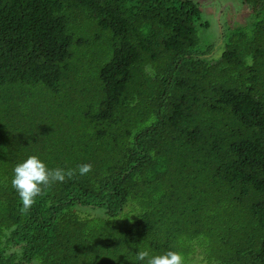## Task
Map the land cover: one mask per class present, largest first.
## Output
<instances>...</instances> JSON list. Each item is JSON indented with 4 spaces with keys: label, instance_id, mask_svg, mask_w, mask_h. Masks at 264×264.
<instances>
[{
    "label": "trees",
    "instance_id": "obj_1",
    "mask_svg": "<svg viewBox=\"0 0 264 264\" xmlns=\"http://www.w3.org/2000/svg\"><path fill=\"white\" fill-rule=\"evenodd\" d=\"M241 2L211 63L193 0H0V264H264V0ZM29 155L92 171L22 213Z\"/></svg>",
    "mask_w": 264,
    "mask_h": 264
},
{
    "label": "rangeland",
    "instance_id": "obj_2",
    "mask_svg": "<svg viewBox=\"0 0 264 264\" xmlns=\"http://www.w3.org/2000/svg\"><path fill=\"white\" fill-rule=\"evenodd\" d=\"M198 4L201 12L202 22L207 24L206 27H197L196 34L198 44L196 50L204 52L208 61L216 63L219 61L221 53L224 49L225 38L228 35V29L232 27H244L249 29L253 17L251 11L242 4L241 0H193ZM259 44L264 48V25L260 26L257 34ZM76 213L84 219H95L103 217V211L93 208H75ZM133 212L131 207L126 208L124 214L114 219V221L122 224H130L133 222ZM187 264H207L201 261V258L194 256L187 261Z\"/></svg>",
    "mask_w": 264,
    "mask_h": 264
},
{
    "label": "clouds",
    "instance_id": "obj_3",
    "mask_svg": "<svg viewBox=\"0 0 264 264\" xmlns=\"http://www.w3.org/2000/svg\"><path fill=\"white\" fill-rule=\"evenodd\" d=\"M91 171L90 163L79 164L76 168L50 169L37 155H29L23 162L15 165L10 182L21 201V212L27 213L45 189L77 176H85ZM136 260L140 264H185L182 254L171 250L156 255L148 250H141L136 254ZM34 264H41V262L35 260Z\"/></svg>",
    "mask_w": 264,
    "mask_h": 264
}]
</instances>
